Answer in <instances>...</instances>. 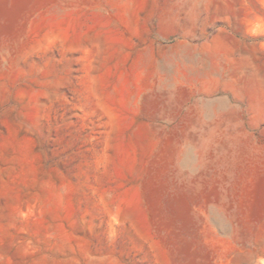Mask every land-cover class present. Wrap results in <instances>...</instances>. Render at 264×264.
<instances>
[{
    "label": "rangeland",
    "instance_id": "obj_1",
    "mask_svg": "<svg viewBox=\"0 0 264 264\" xmlns=\"http://www.w3.org/2000/svg\"><path fill=\"white\" fill-rule=\"evenodd\" d=\"M0 264H264V0H0Z\"/></svg>",
    "mask_w": 264,
    "mask_h": 264
}]
</instances>
